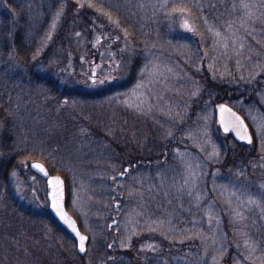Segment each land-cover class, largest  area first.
<instances>
[{"label":"rangeland","instance_id":"374dc122","mask_svg":"<svg viewBox=\"0 0 264 264\" xmlns=\"http://www.w3.org/2000/svg\"><path fill=\"white\" fill-rule=\"evenodd\" d=\"M17 31L22 47L34 43L35 70L44 80L64 78L77 56L86 68L79 81L95 87L127 77L123 66L105 67L111 58L101 70L98 56L139 53L143 63L132 84L98 100V110L112 108L120 120L107 127L108 139L100 134V146L75 139L64 149L73 159L64 157L50 150L44 120H27L33 136L18 140L19 165L5 183L10 193L0 194V213L16 214L12 264L77 260L75 240L49 210L45 179L29 166L34 159L65 177L67 207L91 237L86 264L106 259L114 238L117 259L107 264H264V83L252 102L227 99L254 138L247 154L227 163L237 140L217 126L216 101L203 82L206 71L264 81V0H0V78L2 84L23 80L19 92L31 85L26 65L6 51ZM57 57L62 65L50 75ZM175 138L164 161L117 176L125 162L145 160ZM111 146L113 171L104 159ZM116 212L115 234L109 222Z\"/></svg>","mask_w":264,"mask_h":264},{"label":"trees","instance_id":"16d2710c","mask_svg":"<svg viewBox=\"0 0 264 264\" xmlns=\"http://www.w3.org/2000/svg\"><path fill=\"white\" fill-rule=\"evenodd\" d=\"M12 42L13 45L6 47V51L13 52L12 54L14 57L21 64L26 65L27 68L25 69V75L30 78L31 86H29L30 89H21L18 92L19 86L23 80L15 81L13 79L10 83L2 84L3 81L0 78V187L4 186V189L0 194L4 195V197H8V194L10 193V190H5V186L7 188L5 183L9 180L11 171L19 165V160L14 157L18 156L19 158L22 153L16 149L17 142L20 140L21 136L26 135V137L29 138L30 133L27 132L26 128L31 124V122L27 121L30 116L38 115V117H41L44 120L47 128L50 129V138L48 139V137H45L43 139L44 142L48 139L50 150L52 152L61 151L62 156L73 159L71 156L64 153V149H67L66 147L70 146L75 139L80 140V143L87 141L90 142L92 146H100V143H98L100 134L105 136L108 130L107 127L110 123L120 121L116 120V114L112 112V108L109 110H98L95 106L99 99L103 100L109 96V94L122 90L132 84L136 76L135 74H137L138 69L143 63V59L134 53H132L129 58L127 57V59L121 54L112 57L98 56L100 67L107 65L104 61L105 58H111L112 63L105 67L110 69L113 68L115 70L123 66L124 68L122 72H125L126 74H123L125 77L127 75V77L123 81L121 80L120 82H117L118 84L109 81L103 83L100 87H95L92 81H89V83L79 81L77 76L83 74L86 68L84 67L85 64L81 68L82 63L77 56L73 57L72 64H75L74 68L69 66L64 71V78L62 77V74L58 73L56 79L51 77L48 80H44L35 70L38 61H36V59L33 61V58L36 57L34 55L36 52L34 43L29 41V43L26 42V45L22 47L20 44L21 35L18 31L15 33ZM50 49L46 51L48 54L51 52ZM60 57L55 59L53 62L55 64L51 63L48 65V73L50 75H52L54 66L57 67L62 65ZM87 57L90 59V56ZM45 59L46 57L43 60ZM49 61L50 60L43 62L44 66H46ZM16 72L18 75L21 74L20 70H17ZM209 74L210 73L206 71L203 82L205 83V87L209 89V93L206 95L207 98H211L213 101L225 99L231 100L236 97H243L245 102H252L255 92L260 87V84L264 83V81L255 83L254 81L239 79L220 72H218L219 75L214 74V77L209 76ZM0 75H2L1 70ZM8 85H13L14 90H10ZM36 88H42L44 93L40 94ZM15 91L18 94L14 95ZM37 95H39V97ZM31 98H33L32 101L29 100ZM41 113L43 114L42 116L39 115ZM122 113H124V111ZM122 113L119 112V114ZM116 124V127L125 125L121 122H117ZM21 127L23 130L20 133L18 130H20ZM181 130L182 129L176 131L175 134H178ZM23 133H25V135H23ZM34 136L36 135L34 134ZM108 138L109 136L104 137L105 140ZM177 139L178 138H175L171 144H165L162 151L160 150L161 147L156 150L153 149V151H151L153 153H149L145 160L142 157H139L132 163L125 162L123 164L124 168L130 166V169L133 170L143 163H155L159 158H161L160 162L164 161L169 156L172 144H174ZM234 144L236 150L231 148L226 152L227 163L230 161H236L238 158L247 154L244 148L251 146V144L237 141H234ZM111 148L112 146L104 148L105 152L109 154L107 158H104L107 160L106 163L109 167L117 158V155L114 156L115 154L110 152ZM248 155H252V153H249ZM101 164L104 165V163ZM109 169L113 171L115 170V167H110ZM7 209H10V207ZM27 213L30 214L31 212L28 211ZM15 219L16 214L11 213L10 210H6L5 213H0V249L2 250V253L0 254V264H12L13 262L15 249H13V241L10 236H8V233L14 232V230L17 229L14 222ZM32 248L33 246L30 243L28 249ZM72 250L74 254L77 255V260L74 264H86V256L79 255L75 248ZM108 251L110 254L107 257V263L110 260L117 259L115 251L113 252V247ZM111 254H114V257H109ZM59 256H61V252H59ZM48 263L49 260H45L44 264Z\"/></svg>","mask_w":264,"mask_h":264},{"label":"water","instance_id":"95a60500","mask_svg":"<svg viewBox=\"0 0 264 264\" xmlns=\"http://www.w3.org/2000/svg\"><path fill=\"white\" fill-rule=\"evenodd\" d=\"M224 106L226 108L231 109L232 113H235V117H239V120H236L234 117H232L229 113H221L220 112V107ZM214 110H215V114H216V123L217 126L221 129V131L225 134H230L234 137L235 140L239 141V142H244L245 144H251L253 142V133L251 130V127L249 125V123L247 122V119L245 118V116L242 114V112L237 109L236 107H234L232 104H230L229 102L226 101H217L214 104ZM221 118H223L224 123L222 124ZM242 121V123H241ZM225 127H227L229 130L226 132L224 129ZM246 129V131H245ZM237 133H239V136L237 135ZM240 136H248L251 138V143L248 142V139H241ZM34 164H39L43 167V169L48 173V176L46 177L42 172L38 171L36 168L32 167V165ZM29 166L31 168V170H33L34 172H36L38 175H40L41 177H43L45 179V183H46V196H47V200H48V205H49V210L50 212L53 214V216L56 218V220L59 222V224L61 226H63L69 233L72 234V236L75 238L76 241V249L78 251L79 254L81 255H85L86 251H87V244L89 241V235L87 232H85L81 226L80 223L77 219V217L68 209L67 207V203H66V196H67V191H66V180L65 177L58 172H52L48 165L39 159H34L32 161H30ZM130 169V166H126L124 168V172H120L117 174L118 177L120 176H124L126 174V172H128ZM59 177L60 180L63 182L62 185H58V186H53L52 184L48 183V180L51 178L54 180V178ZM62 189V195H63V199L61 200L59 197H57V201L60 205V210L63 213L67 214V217L69 218V222L65 223V220L62 218L60 212H58L57 210L53 209V207L51 206L53 201L51 198V194L53 191H61ZM116 209H118V207H116ZM120 215V212H116L113 214V220H111L109 222V228L113 229V226L116 225L118 223V217ZM72 222H74V226H75V230L73 231L71 224ZM79 232V234L81 236L86 237L87 239L84 242V251H80L79 248V237L76 235V232ZM114 232L117 233V229H114ZM113 243V242H112ZM112 243L110 244V246H112ZM106 263V262H105ZM104 264V263H103Z\"/></svg>","mask_w":264,"mask_h":264},{"label":"snow or ice","instance_id":"6c2138e0","mask_svg":"<svg viewBox=\"0 0 264 264\" xmlns=\"http://www.w3.org/2000/svg\"><path fill=\"white\" fill-rule=\"evenodd\" d=\"M188 30L191 31V29H188ZM217 35H219V33H217ZM220 112H221L222 114H223V113H229V114H230L232 117H234L236 120H239V117H235V113H232V112H231V109H229V108H226V107H224V106H221V107H220ZM220 122H221L222 124L224 123L223 118H221V121H220ZM241 123H242V121H241ZM224 130L227 132L229 129H228L227 127H225ZM245 131H246V129H245ZM237 135L239 136V133H237ZM240 138H241V139H248V142L251 143V138L248 137V136H240ZM32 167H34V168H36L38 171L42 172L46 177L48 176V173L43 169V167H42L41 165H39V164H34V165H32ZM48 183H49V184H52V185L55 187V186H58V185H62L63 182L60 180L59 177H56V178H54V180L50 178V179L48 180ZM57 197H59L61 200L63 199L62 189H61V191H59V192H57V191H53V192H52V194H51V198H52L53 203H52L51 206L53 207V209H55V210H57L58 212H60L62 218L65 220V223H68V222H69V218L67 217V214H66V213L61 212V210H60V205H59L58 202H56V201H57ZM71 227H72L73 231H76V230H75V226H74V222H72ZM76 235L79 237V248H80V251H84V242H85V240H86L87 238L84 237V236H81V235L79 234L78 231L76 232Z\"/></svg>","mask_w":264,"mask_h":264},{"label":"bare ground","instance_id":"6f19581e","mask_svg":"<svg viewBox=\"0 0 264 264\" xmlns=\"http://www.w3.org/2000/svg\"><path fill=\"white\" fill-rule=\"evenodd\" d=\"M221 101H226V102H229V101H227V99H225V100H221ZM53 215V214H52ZM54 217V216H53ZM59 223V222H58ZM61 226V225H60ZM61 227H63V226H61ZM64 228V227H63ZM64 230L67 232V234L69 235V236H71V238L73 239V241L75 240V238L72 236V234L71 233H69L65 228H64ZM15 231L16 230H14V232H9L8 233V236H10V238L12 239V241L14 242L15 240V237H16V234H17V232H16V234H15ZM86 232V231H85ZM11 233V234H10ZM88 235H89V233H88ZM90 242H91V237H90V235H89V241H88V244H87V251H86V253H85V255H87V253H88V251H89V244H90ZM75 244H76V241H75ZM113 247V246H112ZM112 247H109L110 249L112 248ZM77 250V249H76ZM77 253H78V251H76ZM79 254V253H78ZM79 255H81V254H79ZM84 255V256H85ZM109 257H114V254H111ZM107 263V258L106 259H101V260H99L98 261V263L99 264H103V263Z\"/></svg>","mask_w":264,"mask_h":264},{"label":"flooded vegetation","instance_id":"af4514ba","mask_svg":"<svg viewBox=\"0 0 264 264\" xmlns=\"http://www.w3.org/2000/svg\"><path fill=\"white\" fill-rule=\"evenodd\" d=\"M138 55H139V57H140V54H139V53H138ZM129 57H130V55H128V58H129ZM99 68H100L101 70L104 69V67H100V66H99ZM110 229H111V228H110ZM111 243H112V242H111ZM111 243H109V247H112V246H113V243H112V246H110Z\"/></svg>","mask_w":264,"mask_h":264}]
</instances>
